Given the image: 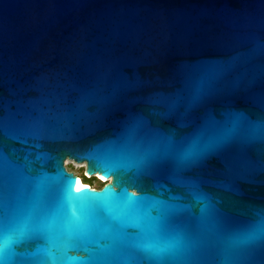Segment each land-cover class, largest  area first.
Here are the masks:
<instances>
[{
	"label": "water",
	"instance_id": "95a60500",
	"mask_svg": "<svg viewBox=\"0 0 264 264\" xmlns=\"http://www.w3.org/2000/svg\"><path fill=\"white\" fill-rule=\"evenodd\" d=\"M66 158L138 203L0 264H264V0H0V236Z\"/></svg>",
	"mask_w": 264,
	"mask_h": 264
},
{
	"label": "snow or ice",
	"instance_id": "6c2138e0",
	"mask_svg": "<svg viewBox=\"0 0 264 264\" xmlns=\"http://www.w3.org/2000/svg\"><path fill=\"white\" fill-rule=\"evenodd\" d=\"M78 181L68 178L67 187L61 199L52 206L40 202V221L36 226L27 224L23 219L9 225L0 242L11 250L13 244L33 239L47 233L48 238L60 241L68 247L87 248L91 242L93 229L109 214L113 219L123 220L127 212L138 201L135 194L129 195L122 190L120 193L111 187L101 193L83 192L81 188L73 191ZM79 261V257H69Z\"/></svg>",
	"mask_w": 264,
	"mask_h": 264
},
{
	"label": "rangeland",
	"instance_id": "374dc122",
	"mask_svg": "<svg viewBox=\"0 0 264 264\" xmlns=\"http://www.w3.org/2000/svg\"><path fill=\"white\" fill-rule=\"evenodd\" d=\"M78 163V162H77ZM80 165H76V161L66 158L64 160V165L67 168V170L72 171L74 174L78 175L79 178L82 180V178L80 177L81 174L83 173L85 175V171H84V165H81V163H79ZM86 177H90L89 178V182L91 183V186H98L99 182H97L93 177L95 176H86ZM97 178V177H95ZM104 181V180H101Z\"/></svg>",
	"mask_w": 264,
	"mask_h": 264
},
{
	"label": "bare ground",
	"instance_id": "6f19581e",
	"mask_svg": "<svg viewBox=\"0 0 264 264\" xmlns=\"http://www.w3.org/2000/svg\"><path fill=\"white\" fill-rule=\"evenodd\" d=\"M79 163H81V165H85L84 164V162H76V165L78 164V165H80ZM87 175H89V174H87ZM95 175H97L98 177H100L101 178V180H104V181H106L107 179L106 178H103L100 174H95ZM76 181H78V183L76 184V186H78V187H84L85 185H88L87 183H85V182H83L80 178H78V179H76Z\"/></svg>",
	"mask_w": 264,
	"mask_h": 264
},
{
	"label": "trees",
	"instance_id": "16d2710c",
	"mask_svg": "<svg viewBox=\"0 0 264 264\" xmlns=\"http://www.w3.org/2000/svg\"><path fill=\"white\" fill-rule=\"evenodd\" d=\"M78 176V175H77ZM79 177V176H78ZM82 178V181L87 183L89 186H91V183L89 182V178L90 177H86L83 173L81 174L80 176ZM97 182H99V185L98 186H91V187H94V188H100L102 185H103V182H101L99 179L93 177Z\"/></svg>",
	"mask_w": 264,
	"mask_h": 264
},
{
	"label": "built area",
	"instance_id": "2783aa9c",
	"mask_svg": "<svg viewBox=\"0 0 264 264\" xmlns=\"http://www.w3.org/2000/svg\"><path fill=\"white\" fill-rule=\"evenodd\" d=\"M104 182V181H103Z\"/></svg>",
	"mask_w": 264,
	"mask_h": 264
}]
</instances>
